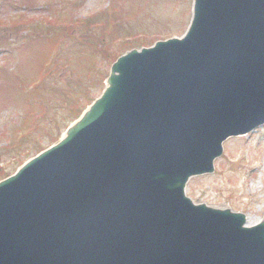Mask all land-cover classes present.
Returning a JSON list of instances; mask_svg holds the SVG:
<instances>
[{
  "label": "water",
  "instance_id": "95a60500",
  "mask_svg": "<svg viewBox=\"0 0 264 264\" xmlns=\"http://www.w3.org/2000/svg\"><path fill=\"white\" fill-rule=\"evenodd\" d=\"M132 49L62 139L0 181V264H264V217L185 185L264 121V0H192Z\"/></svg>",
  "mask_w": 264,
  "mask_h": 264
},
{
  "label": "rangeland",
  "instance_id": "374dc122",
  "mask_svg": "<svg viewBox=\"0 0 264 264\" xmlns=\"http://www.w3.org/2000/svg\"><path fill=\"white\" fill-rule=\"evenodd\" d=\"M44 1H36L30 10H26V7L4 6L3 0H0V34L8 33L1 27L3 18L8 21L11 15L19 12H26L34 18L25 31H10L9 36L17 41V46L11 47L14 59L9 63L13 90L7 94L0 90V111H3L0 116V167L3 174L13 172L19 161L36 153V148L50 144L59 136V129L76 117L78 109L89 96L95 97L100 93V78L106 75L109 68L106 51L113 47L109 55L111 58L120 50V43L112 45L111 42L117 34L115 29L120 31V39L135 32H145L148 36L160 32L157 34L159 38L179 34L186 25L190 9V0H80L77 7L72 3L77 0H52L54 5L60 2L65 8L61 17L58 12L53 13V7ZM96 13L98 17H95ZM47 16L54 18L49 20ZM86 18L87 21L93 18L91 21L96 24L90 26ZM98 20L107 22L105 29L109 31L102 32V22ZM67 21H76V24L73 35L57 44L60 65L56 67L54 61L51 66L54 67V75L47 76L32 91H28L25 88L45 60L49 45L48 40L40 39L39 34L34 35L43 29V24L58 23L64 27ZM89 40H94L96 44L92 45ZM6 57L10 54L1 48V64ZM14 76H21V81L13 82ZM9 79L0 76V83L9 82ZM66 102L70 105L78 102V108H64L62 105ZM32 108L38 110L36 117L45 125L38 127L40 137L35 139L29 135L26 144L20 141L27 132V120L34 119L27 116ZM187 193L197 201L230 204L234 209L246 212L250 222L256 223L264 213V125L248 135L225 141V150L216 160L215 171L191 179Z\"/></svg>",
  "mask_w": 264,
  "mask_h": 264
},
{
  "label": "trees",
  "instance_id": "16d2710c",
  "mask_svg": "<svg viewBox=\"0 0 264 264\" xmlns=\"http://www.w3.org/2000/svg\"><path fill=\"white\" fill-rule=\"evenodd\" d=\"M34 0H9V4L10 5H21V4H31ZM10 19L12 20V28H13V31L16 32V33H20L22 32L23 30H26V24H29V21L27 20V16L25 14H15L14 16H11ZM72 26L74 25H71L69 26L66 30H59L56 28H47L46 29V26H43L42 28L43 29H40L34 36H36L37 34H39V38L42 39V40H48V41H54V43L58 44L63 38L64 36L67 35V33H70L71 32V29H72ZM45 27V28H44ZM45 29V30H44ZM44 31H46V33H44ZM9 35L7 33H4V34H0V45H8V46H11L12 48L14 47L13 44H11V41H10V37H8ZM22 42V41H20ZM15 48V47H14ZM57 55H58V52H57ZM57 57H56V63L55 65L57 64ZM51 72V75L52 73L54 72L51 68L50 70ZM50 75V73H49ZM54 75V74H53ZM0 76H4V77H7V79L10 78V75H8V73H6V70L4 68H0ZM17 79H20V78H17ZM13 82H16L14 80H12ZM0 90L7 94V92L9 91H12L13 90V87H12V84H11V80L9 79V82L6 80V82L4 83H0ZM10 94H13V92H11ZM42 107V105L40 106V108ZM73 110H75L73 108ZM61 125V123L59 124V126ZM32 130H35V128H32Z\"/></svg>",
  "mask_w": 264,
  "mask_h": 264
}]
</instances>
